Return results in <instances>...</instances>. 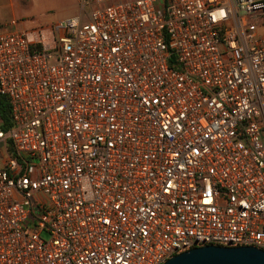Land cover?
I'll use <instances>...</instances> for the list:
<instances>
[{"label":"built area","instance_id":"1","mask_svg":"<svg viewBox=\"0 0 264 264\" xmlns=\"http://www.w3.org/2000/svg\"><path fill=\"white\" fill-rule=\"evenodd\" d=\"M75 1L0 33V264L264 251V0Z\"/></svg>","mask_w":264,"mask_h":264},{"label":"rangeland","instance_id":"2","mask_svg":"<svg viewBox=\"0 0 264 264\" xmlns=\"http://www.w3.org/2000/svg\"><path fill=\"white\" fill-rule=\"evenodd\" d=\"M79 9L75 0H4L0 2V25L6 29L14 26L11 23L15 21L14 28L18 30L56 28L61 22L77 16ZM55 62L51 59L49 64Z\"/></svg>","mask_w":264,"mask_h":264},{"label":"water","instance_id":"3","mask_svg":"<svg viewBox=\"0 0 264 264\" xmlns=\"http://www.w3.org/2000/svg\"><path fill=\"white\" fill-rule=\"evenodd\" d=\"M164 264H264V251L255 247H197L173 256Z\"/></svg>","mask_w":264,"mask_h":264},{"label":"trees","instance_id":"4","mask_svg":"<svg viewBox=\"0 0 264 264\" xmlns=\"http://www.w3.org/2000/svg\"><path fill=\"white\" fill-rule=\"evenodd\" d=\"M12 127L11 108L6 97L0 95V128L8 131Z\"/></svg>","mask_w":264,"mask_h":264},{"label":"crops","instance_id":"5","mask_svg":"<svg viewBox=\"0 0 264 264\" xmlns=\"http://www.w3.org/2000/svg\"><path fill=\"white\" fill-rule=\"evenodd\" d=\"M2 1H4V0H0V2H2ZM11 5H12V2H11ZM12 22H14L15 23V27L17 26V23L15 22V21H12ZM11 25H12V23H11ZM14 26H7V28L6 29H2L1 27V25H0V33H2V32H12V31H17L18 29L17 28H14ZM44 28H46V27H44Z\"/></svg>","mask_w":264,"mask_h":264}]
</instances>
